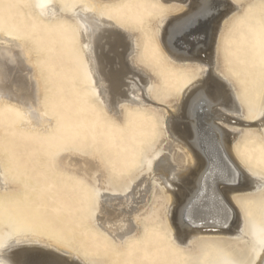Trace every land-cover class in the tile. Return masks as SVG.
Returning a JSON list of instances; mask_svg holds the SVG:
<instances>
[{
	"label": "rangeland",
	"instance_id": "374dc122",
	"mask_svg": "<svg viewBox=\"0 0 264 264\" xmlns=\"http://www.w3.org/2000/svg\"><path fill=\"white\" fill-rule=\"evenodd\" d=\"M45 1L49 0H0V29H10L31 48L34 67L46 87L44 108L54 120L48 131L26 128L21 126L26 115L20 108L9 101L0 102V166L11 180L0 190V242L9 243L14 233L39 232L73 247L97 264H252L264 240L263 183L235 195L244 235H203L195 240L198 249L194 251L175 243L164 219L142 222L141 232L122 244L98 225L100 186L86 183L60 167L62 152L75 148L90 153L95 148L109 154L116 161L117 176L129 175L125 187L139 173L143 162L139 154L156 141L161 128L152 125L155 117L135 120L138 113L131 109L126 111L130 126L119 128L121 122L111 117L94 86L87 82V68L77 46V25L64 12L47 20L41 11ZM71 1L77 0H64L61 10L69 8ZM248 1L230 17L223 48L234 70L250 72L257 78L258 92L249 91L242 98L252 104L249 119L241 117L231 122L237 128L235 150L239 160L250 171L264 174V131L258 127L264 101V0ZM144 4L142 0L118 1L104 5L100 13L107 12L116 22L128 20L138 30L143 31L142 25H146L152 35L153 28L167 16L158 15L163 7L157 4L155 13H147ZM147 48H143V54L153 49L161 61L166 58L158 47ZM167 69L164 80L170 83L169 91L182 94L187 87L180 69L171 65ZM16 72L14 69L13 76ZM152 103L157 102L145 105ZM251 187L254 189L249 190ZM149 206L148 213L155 207L153 199ZM245 234L252 241L249 251L234 246L235 241L246 240Z\"/></svg>",
	"mask_w": 264,
	"mask_h": 264
},
{
	"label": "bare ground",
	"instance_id": "6f19581e",
	"mask_svg": "<svg viewBox=\"0 0 264 264\" xmlns=\"http://www.w3.org/2000/svg\"><path fill=\"white\" fill-rule=\"evenodd\" d=\"M63 1H45L41 4V11L47 20H53L64 12L63 14L71 17L72 22L77 25V46L83 54L87 68V82L94 86V92L110 111L111 117L121 122L118 124L119 128L123 125L128 128L131 124V117L128 118L126 114L128 109L138 113L135 120L147 116L155 117L152 125L161 128L156 132V141L139 154L143 156L139 173L125 187L123 185L129 175H123L121 178L117 176L116 161H112L109 154L103 155L101 150L95 148L90 153L75 148L62 152L58 159L60 167L66 168L73 176L86 183L100 186L97 190L98 225L106 230L116 243L122 244L135 233L141 232L142 222L155 223L164 219L175 243L192 251L198 249L195 240L203 235H244L243 219L235 203V195L243 193L248 186L264 184V174L250 171L247 165L239 160L235 150L238 133L234 130L237 128L231 121H237L241 117L249 119L248 112L252 109V104L250 101H242V98L249 95V91L257 93L258 84L257 78L250 72H238L229 65L223 48V38L232 14L249 1L218 0L217 14L208 25H201L191 32L180 34L178 26L184 23V18L191 11L189 0H142L147 13H155L157 4L160 8L163 7L158 10V15L167 16L153 28L152 35L146 31V25H142L143 31L138 30L132 28L128 20L116 22L107 12L100 13L104 5H114L118 1L127 3L128 0H77L71 1V6L62 11ZM93 17L105 25L103 31L108 39L102 47L95 46L86 32V29H91L90 19ZM205 31L207 38L199 39V34ZM149 45L158 47L166 58L161 61L153 49L143 54V48L147 50ZM193 60L213 65L215 75L204 83H211L232 110L222 117L228 122V126L224 129L221 151L229 162L224 165L225 176L231 177L234 171H239L241 182L238 186L217 185L230 209L227 220L225 214H220L205 219L196 227H186L183 223H178L176 207L194 195L202 184L208 183L201 180L204 149L209 140L214 139L204 131L208 106H204L203 117L198 116L201 136L197 140L192 128L193 121L186 114L174 111L171 114L172 123L169 125L155 107L145 104L151 101L163 102L169 98L179 101L194 83H199L197 77L201 72L198 67L192 65ZM34 64L35 60L28 44L10 29H0V102L9 101L20 108L26 115L21 126L48 131L54 120L45 111L43 100L46 87ZM170 65L179 68L180 75L184 77L187 90L180 95L169 91L170 83L167 78L164 80V77H167V66ZM14 69H17L15 76ZM102 78L103 85H98L97 81ZM125 94L128 96L127 100L123 99ZM262 118L264 101L258 120V127L264 131ZM143 144L141 142L142 146ZM82 146L79 145L81 148ZM161 161L165 162L162 166ZM125 168L128 169L129 166ZM165 182L168 187H165ZM9 183L11 180L0 166V190L6 188ZM137 185L140 187L137 188ZM253 189L251 187L249 190ZM230 193L234 195L230 197ZM151 199L155 201V207L148 213ZM13 236L9 243L0 242V264H39L45 260L52 261L53 264H97L87 260L73 247L50 240L43 233L19 232ZM244 237L246 240H237L234 246L242 251H249L252 248L251 238L248 234ZM252 264H264V240Z\"/></svg>",
	"mask_w": 264,
	"mask_h": 264
},
{
	"label": "snow or ice",
	"instance_id": "6c2138e0",
	"mask_svg": "<svg viewBox=\"0 0 264 264\" xmlns=\"http://www.w3.org/2000/svg\"><path fill=\"white\" fill-rule=\"evenodd\" d=\"M217 2L218 0H194V3H192V0H189L191 11L184 18V23L178 26L180 34L191 32L201 25H208L217 14ZM90 24L91 29H86L89 38L94 41L95 46L102 47L108 39L107 34L103 31L105 25L94 17L90 19ZM206 38L207 31L199 34V39ZM191 63L194 67L200 69L201 75L197 77L200 82L194 83L181 96L179 101L169 98L166 101L157 102L152 105L169 125L172 123L171 114L174 111L186 114L193 121L192 128L197 140L201 136L198 116L203 117L205 112L204 106H208L207 117L204 119V131L208 132L209 136L214 137V139H210L207 147L204 149V166L201 173V180L208 183L202 184L194 195L189 196L186 201L176 207L178 223H183L186 227H196L205 219L214 218L220 214H225V220H227V214L230 209L225 202L224 196L220 194V189L217 185L230 186L241 182V173L239 171H234L231 177L225 176L224 165L229 162L225 160L224 154L221 151L224 144V129L228 126V122L223 120L222 117L232 110L224 103L211 83L207 85L204 83V81L215 75L213 65L196 60L191 61ZM97 83L98 85H103L104 79L102 78ZM123 99H128L127 94H125ZM232 114L238 115L239 113ZM262 122H264V118H262ZM164 163V161H161V166ZM168 186L165 182V187ZM139 187L140 185H137V188ZM232 195L234 193H230V197ZM39 264H53V262L45 260L39 262Z\"/></svg>",
	"mask_w": 264,
	"mask_h": 264
}]
</instances>
